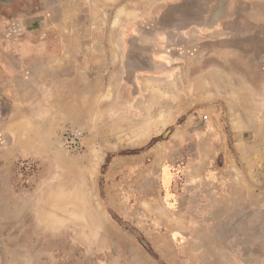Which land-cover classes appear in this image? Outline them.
I'll return each mask as SVG.
<instances>
[{
  "label": "rangeland",
  "instance_id": "obj_1",
  "mask_svg": "<svg viewBox=\"0 0 264 264\" xmlns=\"http://www.w3.org/2000/svg\"><path fill=\"white\" fill-rule=\"evenodd\" d=\"M153 1L91 29L90 0H0V45L77 14L122 75L107 112L73 114L83 153L55 115L48 137L25 131L32 171L0 158V264H264V0Z\"/></svg>",
  "mask_w": 264,
  "mask_h": 264
},
{
  "label": "crops",
  "instance_id": "obj_2",
  "mask_svg": "<svg viewBox=\"0 0 264 264\" xmlns=\"http://www.w3.org/2000/svg\"><path fill=\"white\" fill-rule=\"evenodd\" d=\"M90 1L87 6L89 28L102 24L115 26L124 19L111 12L115 8L113 5L124 0ZM167 2L154 0L148 9H158ZM75 5V9H81L80 3ZM63 6L59 2L57 9H63ZM132 7L129 3L124 10L138 9ZM154 16L155 20L159 18V15ZM208 20L205 16L207 25ZM87 25L80 22L76 14L74 27L80 28L72 33H67L62 20L57 23L59 33L55 39H51L50 34L38 36L31 33V39L12 36L8 47L4 43L0 45V135L9 139L7 149L0 151L1 159L14 162L32 156L34 152H29L23 142L28 137L27 131L48 137L56 122L53 121L55 115L68 125L77 123L74 113H90L98 105L103 113L107 112V90L115 88L122 75L118 65L113 64L111 50L97 49V37L93 39L92 35L88 38L87 34H82V26ZM207 29L199 31L193 26L186 31V37L191 43L198 44L210 38ZM85 42H89V47Z\"/></svg>",
  "mask_w": 264,
  "mask_h": 264
},
{
  "label": "built area",
  "instance_id": "obj_3",
  "mask_svg": "<svg viewBox=\"0 0 264 264\" xmlns=\"http://www.w3.org/2000/svg\"><path fill=\"white\" fill-rule=\"evenodd\" d=\"M58 146L66 149L72 154L79 155L84 151L83 134L73 126H65L58 131L57 134Z\"/></svg>",
  "mask_w": 264,
  "mask_h": 264
},
{
  "label": "trees",
  "instance_id": "obj_4",
  "mask_svg": "<svg viewBox=\"0 0 264 264\" xmlns=\"http://www.w3.org/2000/svg\"><path fill=\"white\" fill-rule=\"evenodd\" d=\"M152 141H155V139L153 138ZM125 152L129 153V154H135L137 152V149H133V150H129V151H121L119 153H109L107 154L105 160H104V164L102 165V172H104V170L106 169V167L108 166L109 162H110V159L114 156H118V155H123L125 154ZM22 165V168H25L27 170H33L34 167L31 163H29V160L27 159H22V158H19L16 160V166L18 165ZM147 247L150 249L149 245H147Z\"/></svg>",
  "mask_w": 264,
  "mask_h": 264
},
{
  "label": "bare ground",
  "instance_id": "obj_5",
  "mask_svg": "<svg viewBox=\"0 0 264 264\" xmlns=\"http://www.w3.org/2000/svg\"><path fill=\"white\" fill-rule=\"evenodd\" d=\"M159 125V124H158ZM155 127H157V126H155ZM235 129L237 130L238 128L237 127H235ZM157 130V129H156Z\"/></svg>",
  "mask_w": 264,
  "mask_h": 264
}]
</instances>
